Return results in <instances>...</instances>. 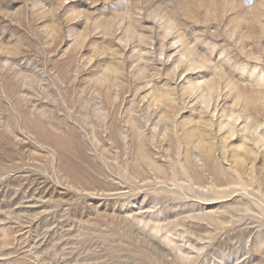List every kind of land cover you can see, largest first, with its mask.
<instances>
[{
    "label": "rangeland",
    "instance_id": "obj_1",
    "mask_svg": "<svg viewBox=\"0 0 264 264\" xmlns=\"http://www.w3.org/2000/svg\"><path fill=\"white\" fill-rule=\"evenodd\" d=\"M0 264H264V0H0Z\"/></svg>",
    "mask_w": 264,
    "mask_h": 264
}]
</instances>
